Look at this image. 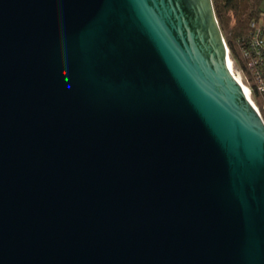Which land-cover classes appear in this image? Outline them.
<instances>
[{"label":"water","instance_id":"obj_1","mask_svg":"<svg viewBox=\"0 0 264 264\" xmlns=\"http://www.w3.org/2000/svg\"><path fill=\"white\" fill-rule=\"evenodd\" d=\"M0 264H264L211 0H0Z\"/></svg>","mask_w":264,"mask_h":264},{"label":"trees","instance_id":"obj_2","mask_svg":"<svg viewBox=\"0 0 264 264\" xmlns=\"http://www.w3.org/2000/svg\"><path fill=\"white\" fill-rule=\"evenodd\" d=\"M217 23L235 67L247 77L252 89V98L258 106L261 98L256 92L255 84L251 80L247 63L242 56L241 49L249 42L252 33L251 23L260 24L263 18L262 4L264 0H211ZM264 122V110H260Z\"/></svg>","mask_w":264,"mask_h":264},{"label":"built area","instance_id":"obj_3","mask_svg":"<svg viewBox=\"0 0 264 264\" xmlns=\"http://www.w3.org/2000/svg\"><path fill=\"white\" fill-rule=\"evenodd\" d=\"M252 33L247 45L242 47L241 53L250 71L251 80L255 84L256 92L261 98V105L258 106L252 98L250 82L245 75L237 69L229 56L227 49V63L229 70L236 81L240 84L247 100L255 111L260 115V110H264V25L251 23ZM262 118V117H261Z\"/></svg>","mask_w":264,"mask_h":264},{"label":"rangeland","instance_id":"obj_4","mask_svg":"<svg viewBox=\"0 0 264 264\" xmlns=\"http://www.w3.org/2000/svg\"><path fill=\"white\" fill-rule=\"evenodd\" d=\"M261 8H262V11H263V18L261 19L260 24L264 25V2L262 4Z\"/></svg>","mask_w":264,"mask_h":264}]
</instances>
